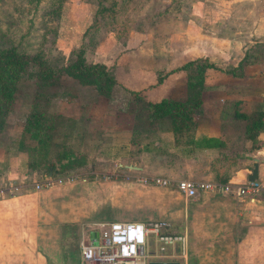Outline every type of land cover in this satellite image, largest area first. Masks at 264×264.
Masks as SVG:
<instances>
[{"label":"crops","instance_id":"1","mask_svg":"<svg viewBox=\"0 0 264 264\" xmlns=\"http://www.w3.org/2000/svg\"><path fill=\"white\" fill-rule=\"evenodd\" d=\"M167 1L160 0L161 5ZM182 1L179 10H186V17L179 19V14L169 10L170 13L164 15L167 18L163 15L151 18L149 30L146 28L142 33L134 32L124 46L116 44L111 38L99 43L101 45L109 40L111 45L104 54L100 50L95 51L94 54L98 55L95 62L114 66L115 81L121 91L119 93L124 96L123 100L131 93L150 104L162 99L184 102L187 99L184 72L175 71L182 64L202 58L216 68L225 64L234 68L243 58L239 38L236 37L230 44H223L219 33L206 28L216 22L222 24L223 20L227 21L229 16L225 15L229 12L230 2ZM251 10L258 12L249 13V48L256 44L261 46L257 52H252L254 59L245 68L249 70V82L239 83L237 81L240 80H237L234 84L221 83L217 81L221 76L225 77L221 71L206 70L205 75L213 80L204 81L201 104L197 114L192 117L194 129L181 137L174 138L165 121L164 126L148 122L142 127L137 125L133 115V124L124 128L129 136L150 132V136L154 137L153 144L159 140L160 147H164L167 154L166 157H158L152 151L136 150L134 153L140 157V161L145 158L149 163L148 167L134 164L139 168L136 172L140 173H145L147 169L155 170L158 163L162 165L164 162L166 168L161 172V178L241 185L247 181L252 164L257 161L256 181L261 184L262 190L253 202L247 196L237 197L219 191H207L187 200L171 188L140 187L147 192L145 197L149 196L150 199L149 202L140 200L134 204L135 207L143 208V216L132 221H164L169 225V232L184 239L181 247L169 252L171 258L168 262L264 264V117L261 120L263 130L255 133V136L250 132L247 137L246 120L237 119L234 112L227 115L220 111L226 102L237 107L249 106V110L264 111V0L259 3L249 0ZM153 11L159 12L155 8ZM212 15L215 18L210 20ZM153 36L161 37L165 46H153ZM118 46L119 49L112 50ZM157 72L168 73L160 84H155ZM108 118L107 115L85 116L86 120H83L91 126L83 128L82 132H89L96 125L101 128L99 132H104L102 126ZM239 126L242 127L241 131L236 130ZM253 136L256 148L251 149ZM10 137V141L19 138L18 135ZM201 138L217 139L222 147L209 149L205 145H196L195 142ZM6 147L7 141L0 143V156L7 154L4 152ZM121 149L124 153V148ZM26 160V152L19 151L11 156L8 153L7 159L0 161V186L9 183L18 187L12 198L4 195L0 197V264H61L63 229H76L77 235L67 233L66 241H74L81 262L78 241L92 224L126 221L116 217L94 219L90 212H83L80 202L93 201L94 194L87 198L90 188L80 183H71L44 194L32 189L35 195L30 199L27 188L30 175L25 167ZM116 166L124 168L127 165L117 162ZM221 175L228 176L226 183L215 180ZM90 186L97 188L94 182H90ZM69 261L66 263L71 264Z\"/></svg>","mask_w":264,"mask_h":264},{"label":"rangeland","instance_id":"2","mask_svg":"<svg viewBox=\"0 0 264 264\" xmlns=\"http://www.w3.org/2000/svg\"><path fill=\"white\" fill-rule=\"evenodd\" d=\"M168 1L162 2L166 4L161 5L160 0H128L127 2L124 0H0V51L16 48V50L28 56L41 57L52 69H59L65 64L74 47L77 48L80 45L81 35L91 23L93 15L98 9V2L105 7L114 5L115 16L112 18L108 14H104L98 20L100 28L95 36L98 38L103 32L111 30L112 33L106 32L104 39L111 38L116 44H119L113 37L119 34L120 39H123L125 35L128 37L133 35L135 32L133 28L141 21L147 23L143 29L147 28L149 30V25H151L149 21L155 17L154 13H157L153 11L154 8L155 11H161L165 7L167 14L175 12L179 14V19L186 17V10H179L182 0ZM210 1L219 2L221 0ZM222 1L230 2V4L228 3L229 12L225 15H228L229 18H227V21L223 20L222 24L216 22L215 25H209L206 28L214 33H219L223 44H230L236 37L239 38L238 40L243 48L241 52L243 55L246 53L249 58V55L252 52H257L260 49L258 47L261 46V44H256L251 45L249 48V13L252 15L258 11H249V0ZM256 1L259 3L261 0ZM178 4L179 6H177ZM164 17L167 18V16ZM214 18V15L210 16V20ZM219 24L221 27L217 32ZM159 38L161 39V37ZM227 39L229 41H226ZM108 41H104L101 45L98 44L93 52L91 49H87L86 61L97 63L95 60L98 59V55L94 53L100 50L104 54L111 45ZM222 47L225 48L223 45ZM117 48L120 47H113L112 50ZM230 67L225 64L216 69L225 75V77L221 76L217 79L218 82L221 81V83L226 84H234L237 80H240L237 81L239 83L249 82L248 69L244 71L246 75L238 69L234 72V75L241 74V76L231 77L224 73L231 70ZM32 71H35V68L31 66ZM184 76L186 82L185 72ZM205 80H213V78H209L208 75L204 74L203 81ZM119 92L121 91L115 87L110 99H105L99 96L93 87L81 86L76 80L65 75L59 76L54 85L38 82L34 78L25 79L20 84L10 106L7 120L0 135V143L7 141L8 145L10 142L9 137L12 138L13 135H18L20 138L21 123L25 115L35 108L38 109L52 126L46 163H50L65 146H69L87 156V162L84 164L83 169L79 170V172L85 173L82 176L84 182L79 180L74 182L86 185L88 189L90 188V190H87V198L89 195L94 194L93 201L80 202L83 212H90L94 219L116 217L117 219L132 221L143 216V208L135 207L134 204H137V201L140 200L149 202L150 199L149 196H147L148 198L145 197L148 194H145L147 192L140 187H155L148 184L144 185L141 179L161 177V172L165 171L166 166L164 162L161 163L162 165L158 163L155 170L147 169L145 173H140L118 168L116 163L124 165L142 164L148 167V159L143 158L140 161V157L134 153L136 150L147 153L152 151L158 157H166L167 154L163 150L164 147H160L162 145L159 140H157L159 143L153 144L155 141L154 137L150 136V132H146L145 135L144 132H141L129 136L124 131V128L133 124L132 115L136 118L139 126L143 127L149 121L146 119L145 113L146 102L142 98L130 93L123 100L124 96ZM208 97L209 95L206 96V98ZM197 110L198 107H192L191 114H197ZM220 111H222V114L227 115L232 112L243 113L247 117L257 113L256 110H249V106L237 107L230 102H226ZM87 115H107L109 118L105 120L102 126L105 131L99 132L101 128L96 125L89 132L85 131L83 133V128L91 126L84 121ZM151 123L161 125L165 122L157 120L149 122V124ZM165 125L170 127L168 123ZM118 128L120 131L117 130ZM236 130L241 131L242 127L239 126ZM24 137V145L33 149L34 143L28 140L27 135ZM121 147L124 148V153H122ZM4 152L7 154H4V157L0 156V161L3 158L7 159V147ZM127 153H130V155H127ZM95 158L102 159L95 160ZM164 174L166 175V172ZM169 177L175 178V176L170 175ZM48 178L54 179L56 177H51L50 173L48 175L46 173L41 174L39 177L31 174L28 177L27 188L29 194H31L30 199L35 195V192H32L34 191L32 190L34 185L40 184ZM90 182H94L97 188L91 187ZM63 186H55L51 189H42L36 192L44 194ZM67 233L77 235L76 229H63V240L60 248L61 264H67L66 261L69 259L71 264H81L78 260V252L75 250L74 241H66L68 240ZM47 258L48 261L49 257Z\"/></svg>","mask_w":264,"mask_h":264},{"label":"trees","instance_id":"3","mask_svg":"<svg viewBox=\"0 0 264 264\" xmlns=\"http://www.w3.org/2000/svg\"><path fill=\"white\" fill-rule=\"evenodd\" d=\"M127 2L128 0H124ZM97 11L94 13L91 23L83 31L81 35V43L77 48L70 52L65 64L59 69H52L41 57L28 56L16 48H9L0 51V135L7 120L10 106L13 103L15 94L23 80L34 78L38 82L54 85L59 76L65 75L73 80H76L81 86H91L96 93L105 98L110 99L113 94V89L117 87L115 81V68L106 66L101 63H89L85 59L87 49H93L104 39V35L110 31L103 32L100 37L95 35L99 31L98 20L104 14H108L114 18V5L103 6L100 2L97 3ZM167 9L164 7L161 11L155 14L156 16L166 14ZM113 22V20H112ZM111 22V23H112ZM145 22H139L133 30L135 32H144L143 25ZM164 32V27L161 29ZM112 33V32H111ZM121 33V32H120ZM110 34V33H109ZM124 34V33H123ZM121 46L125 45L128 38L127 35L120 39L119 34L113 37ZM120 39V40H119ZM122 40V41H121ZM152 45H165L164 41L158 36H153ZM249 59V61H248ZM253 54L247 57L243 55L241 61L236 67L224 72L231 77H240L241 74L234 75V72L240 69L244 74L245 68L249 66V62L253 61ZM248 61V62H247ZM31 66L35 71L31 72ZM208 69L217 68L209 63L207 59H195L185 62L175 71H183L186 74V92L187 99L184 102L162 99L158 103H146L145 113L146 119L151 122L155 120H163L170 126L174 138L181 137L183 134L190 133L195 126L193 121L192 107H199L201 104L200 95L204 88L203 76ZM168 73L157 72L156 83L160 84ZM237 119L246 120L245 134L247 137L250 132L259 133L263 130L262 118L264 111H257L256 114L247 117L243 113L234 112ZM52 126L49 121L43 116V113L38 109H33L27 113L21 123V137L17 141L12 140L7 145L9 154L14 155L19 151H25L27 154L26 170L29 175L34 174L39 177L41 174L50 173L51 177L65 176L72 173H77L82 170L87 162V156L65 146L58 152L50 163H46L47 149L50 141V130ZM27 135L28 140L34 143V148L30 149L23 143L24 136ZM251 138V149L256 148V139ZM196 145H205L206 148H220L222 144L217 139L201 138L195 142ZM46 166V169H45ZM218 183H226L228 176L215 177Z\"/></svg>","mask_w":264,"mask_h":264},{"label":"built area","instance_id":"4","mask_svg":"<svg viewBox=\"0 0 264 264\" xmlns=\"http://www.w3.org/2000/svg\"><path fill=\"white\" fill-rule=\"evenodd\" d=\"M78 172L54 179H45L35 184L33 190L51 189L55 186L68 185L78 180L84 182ZM144 185L160 188H171L187 200L207 191H219L237 197L247 196L250 202L261 193L262 186L256 180L246 181L241 185H219L186 179L170 180L161 177L143 178ZM18 187L15 184L0 186V197L12 198ZM164 221L140 223L134 221H110L94 223L87 233L78 241L79 255L82 264H147L149 261L168 262L169 252L183 245L182 236L168 230ZM95 233V238L89 234ZM181 245V246H180Z\"/></svg>","mask_w":264,"mask_h":264},{"label":"water","instance_id":"5","mask_svg":"<svg viewBox=\"0 0 264 264\" xmlns=\"http://www.w3.org/2000/svg\"><path fill=\"white\" fill-rule=\"evenodd\" d=\"M124 168L126 170H130V171H138L139 168H137L135 165H127L124 166ZM257 177V161H254L252 164V169L249 173V175L247 176V181H254L256 180ZM89 237L95 238L96 234L95 233H90ZM147 264H178L177 262H155V261H149Z\"/></svg>","mask_w":264,"mask_h":264}]
</instances>
